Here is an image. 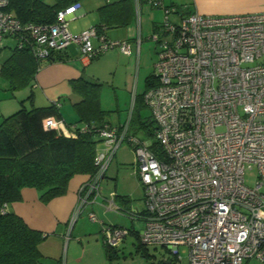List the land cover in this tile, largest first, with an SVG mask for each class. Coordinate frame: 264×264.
I'll return each mask as SVG.
<instances>
[{
  "label": "built area",
  "instance_id": "2783aa9c",
  "mask_svg": "<svg viewBox=\"0 0 264 264\" xmlns=\"http://www.w3.org/2000/svg\"><path fill=\"white\" fill-rule=\"evenodd\" d=\"M135 1L139 9L142 0ZM9 2L0 0V51L13 40L15 48L45 60L76 45L86 63L112 50L132 52L129 41L110 40L96 27L74 35L70 23L80 4L59 11L54 24H22L7 11ZM146 2L165 12L150 36L159 85L145 94L164 157L131 135L129 122L99 128L98 171L80 187L72 222L101 201L106 211L144 221L141 242L165 248L174 259L186 247L187 264H264V12L182 15L165 9L164 0ZM175 13L179 22L170 19ZM44 126L74 136L56 117ZM125 142L144 187L138 212L123 211L102 186ZM253 169L256 182L249 186L246 174ZM90 218L97 221L94 213ZM103 225L104 242L112 247L129 235L128 228Z\"/></svg>",
  "mask_w": 264,
  "mask_h": 264
},
{
  "label": "trees",
  "instance_id": "16d2710c",
  "mask_svg": "<svg viewBox=\"0 0 264 264\" xmlns=\"http://www.w3.org/2000/svg\"><path fill=\"white\" fill-rule=\"evenodd\" d=\"M9 1L7 11L13 13L22 24H54L59 11L79 4L81 0H53V3L45 0ZM164 8H174L182 15L190 14H183L181 8L174 6ZM101 11L105 15L102 27H126L135 15L134 0H120L101 8ZM96 28L99 30L101 27ZM61 54H54L48 60L61 61ZM40 61L29 49L15 48L11 56L1 64L0 74L9 83L11 91L15 92L27 87L36 78ZM72 85L74 92L81 96V101L74 105L79 116L74 129H71L74 136L47 130L45 119H61L59 104L36 107L32 105V95L26 100L31 103L30 109L26 107V101H22L17 112L0 117V264H43L40 245L46 236L30 228L20 216L7 208L22 200L24 189H36L40 200L47 204L66 195L74 177H93L97 174L96 156L101 141L97 131L106 124H112L107 120L109 112L101 106L102 84L82 78L72 82ZM158 85L159 80L153 72L147 78V91ZM139 120V130L144 129L145 135L152 137L155 125L153 116L147 121ZM133 124L134 119L130 121L129 129ZM151 150L160 159L164 157L157 142L151 144ZM115 200L121 208L128 201L126 197L120 200L118 196ZM104 243L110 257L116 254L118 246Z\"/></svg>",
  "mask_w": 264,
  "mask_h": 264
},
{
  "label": "crops",
  "instance_id": "0c3cea01",
  "mask_svg": "<svg viewBox=\"0 0 264 264\" xmlns=\"http://www.w3.org/2000/svg\"><path fill=\"white\" fill-rule=\"evenodd\" d=\"M118 1L120 0H81L77 17L71 23L82 20V24L70 31L74 35H78L87 29L100 26L99 31L105 30L108 39L129 41L132 46L130 55H125L119 50H112L98 57L93 62L86 63L78 46L71 45L61 54L63 60H41L36 78L27 87L20 89L16 94L14 93L13 100L18 99L17 94L27 95L30 91V94L21 102L26 101L32 95V105L36 107H48L52 104H59L60 120L71 131L79 120L74 105L81 101V96L74 92L72 82L82 78L87 80L92 78L97 80L95 82L100 83V68L102 69L104 65L99 64L103 61H107L105 63L109 65V63L114 62V59L115 61L117 59L121 61V58H138L140 62H144L148 67L150 59L155 58L156 53V43L151 40L150 36L160 29L165 19V12L163 9L153 8L146 0H142V4L138 9V4L134 0L135 15L128 26L102 27L104 26L102 19L105 15L102 13L101 8L109 7ZM164 6L181 8L184 11L183 14L198 12L207 16L264 12V0H164ZM173 15L177 14H172L170 16L171 20H173ZM111 30L115 32H111ZM14 50L15 41L8 40L6 46L0 51V63L2 64L6 61ZM116 63L118 64L119 62L117 61ZM117 66L119 67L120 65ZM2 77L0 74V79ZM4 81L7 85L9 84L6 80ZM29 88L30 90H28ZM11 108H15V105L11 106L8 104L2 109L0 106V117L11 115L12 111L10 110H13ZM88 179L89 176L87 175L74 177L69 184L68 193L47 204L40 200V194L36 189L26 188L22 191V200L20 202L8 205L9 211L20 216L30 228L42 232L46 236V239L40 245V251L44 259L53 258V252L57 251L59 253L61 250L66 230L78 204V191Z\"/></svg>",
  "mask_w": 264,
  "mask_h": 264
},
{
  "label": "rangeland",
  "instance_id": "374dc122",
  "mask_svg": "<svg viewBox=\"0 0 264 264\" xmlns=\"http://www.w3.org/2000/svg\"><path fill=\"white\" fill-rule=\"evenodd\" d=\"M45 1L53 3V0ZM173 21H180L178 14L173 15ZM81 24L82 20L71 23L70 30L72 31ZM111 32L115 31L111 30ZM156 60L157 55L155 53V58L150 59L148 67L144 62H140L138 58H121V61L117 59L118 64L114 59V62L109 63V65L108 63L106 65L105 62L107 61H103L99 64L104 65L102 69L100 68V83L95 82L97 81L95 79L88 78L89 81L102 84L100 91L101 106L104 111L109 112L107 120L112 123L125 124L134 119L130 134L140 137L150 144L154 143L155 139L153 136H146L144 129L139 130V118L147 121L152 116V112L146 105L144 98L148 89L147 78L154 72ZM116 64L120 66L118 67ZM4 80L3 77L0 79V106L2 109L8 104L15 105V108L10 110L13 114L21 108V100L25 99L30 91L27 95L17 94L18 99L13 100V94L20 90L12 92L10 85H7ZM26 107L31 108L29 101L26 102ZM132 148V145L128 142L121 146L106 180L101 184L106 193L113 192L115 196L120 197V200L123 197L127 198L128 201L123 203V209L138 212L144 209L145 193ZM256 175V169L247 171L246 179L249 186L255 184ZM91 213L97 216V221L90 218ZM104 223L107 226L114 225L123 227L122 229H129V235L122 236L118 247L115 249L116 254H112L111 257L107 253L102 238ZM144 227V221L138 219L132 221L123 212L106 211L102 206V202L98 201L93 205H88L74 223L71 219L61 250L59 253L57 251L53 252V258L44 259L43 264H164V258L172 255L163 247H147L143 244L138 235L142 234ZM180 256V260L174 259L172 256L174 264H187L188 248L181 247ZM248 264L261 263L252 260Z\"/></svg>",
  "mask_w": 264,
  "mask_h": 264
},
{
  "label": "flooded vegetation",
  "instance_id": "af4514ba",
  "mask_svg": "<svg viewBox=\"0 0 264 264\" xmlns=\"http://www.w3.org/2000/svg\"><path fill=\"white\" fill-rule=\"evenodd\" d=\"M171 262V264H174V260H172V258L170 256H168V258H166L165 263H169Z\"/></svg>",
  "mask_w": 264,
  "mask_h": 264
},
{
  "label": "water",
  "instance_id": "95a60500",
  "mask_svg": "<svg viewBox=\"0 0 264 264\" xmlns=\"http://www.w3.org/2000/svg\"><path fill=\"white\" fill-rule=\"evenodd\" d=\"M165 264H171V262H169V263H165Z\"/></svg>",
  "mask_w": 264,
  "mask_h": 264
}]
</instances>
